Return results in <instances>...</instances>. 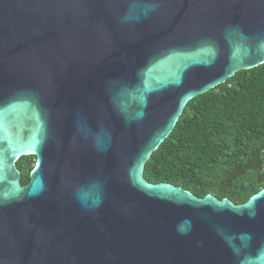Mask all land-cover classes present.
I'll list each match as a JSON object with an SVG mask.
<instances>
[{"label":"water","instance_id":"95a60500","mask_svg":"<svg viewBox=\"0 0 264 264\" xmlns=\"http://www.w3.org/2000/svg\"><path fill=\"white\" fill-rule=\"evenodd\" d=\"M263 64L264 0H0V264H264V189L144 177L190 101Z\"/></svg>","mask_w":264,"mask_h":264},{"label":"trees","instance_id":"16d2710c","mask_svg":"<svg viewBox=\"0 0 264 264\" xmlns=\"http://www.w3.org/2000/svg\"><path fill=\"white\" fill-rule=\"evenodd\" d=\"M34 167L32 157L17 162L22 185ZM144 177L236 205L264 189V64L190 101Z\"/></svg>","mask_w":264,"mask_h":264},{"label":"flooded vegetation","instance_id":"af4514ba","mask_svg":"<svg viewBox=\"0 0 264 264\" xmlns=\"http://www.w3.org/2000/svg\"><path fill=\"white\" fill-rule=\"evenodd\" d=\"M27 157H32V158L34 159V161H35V166H36V162H37V161H36V157H35V156H27ZM23 158H24V157H23ZM21 159H22V158H21ZM21 159H20V160H21ZM34 168H35V167H34ZM30 174H31V173H30ZM29 178H30V175H29ZM29 182H30V180H29ZM28 184H29V183H28Z\"/></svg>","mask_w":264,"mask_h":264}]
</instances>
